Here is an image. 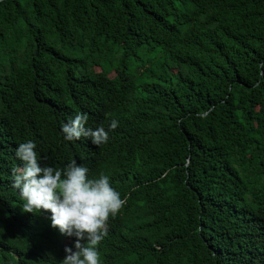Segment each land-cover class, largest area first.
<instances>
[{"label":"trees","instance_id":"16d2710c","mask_svg":"<svg viewBox=\"0 0 264 264\" xmlns=\"http://www.w3.org/2000/svg\"><path fill=\"white\" fill-rule=\"evenodd\" d=\"M77 108L118 121L101 264H264V0H0V264H58L8 166L29 139L81 158L58 144Z\"/></svg>","mask_w":264,"mask_h":264},{"label":"clouds","instance_id":"9594fccd","mask_svg":"<svg viewBox=\"0 0 264 264\" xmlns=\"http://www.w3.org/2000/svg\"><path fill=\"white\" fill-rule=\"evenodd\" d=\"M97 125L84 108L61 117L58 144L68 152L70 144L78 145V160L61 163L52 156L50 164H43L36 143L29 139L18 143L11 156L14 163L8 166L9 185L24 201L25 216L35 217L37 226L51 236L49 246L60 247L58 264H101V241L115 229L114 218L125 204L126 195L122 198L108 175L93 177L95 148L108 142L118 121L112 119L107 128Z\"/></svg>","mask_w":264,"mask_h":264},{"label":"rangeland","instance_id":"374dc122","mask_svg":"<svg viewBox=\"0 0 264 264\" xmlns=\"http://www.w3.org/2000/svg\"><path fill=\"white\" fill-rule=\"evenodd\" d=\"M26 55H27L26 52H20V53H19V57H20V58H24ZM93 69H94L95 71H98V70H99V68H93ZM114 75H115V72H111L109 76H110V77H113Z\"/></svg>","mask_w":264,"mask_h":264}]
</instances>
